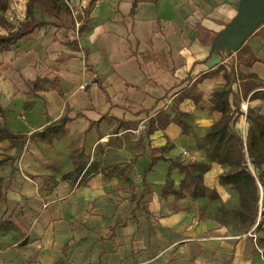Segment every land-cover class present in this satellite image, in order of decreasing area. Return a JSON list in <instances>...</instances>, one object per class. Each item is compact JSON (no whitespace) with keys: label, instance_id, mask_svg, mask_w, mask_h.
<instances>
[{"label":"crops","instance_id":"0c3cea01","mask_svg":"<svg viewBox=\"0 0 264 264\" xmlns=\"http://www.w3.org/2000/svg\"><path fill=\"white\" fill-rule=\"evenodd\" d=\"M91 1L84 0V8ZM132 6L133 0H97L83 37L41 28L0 53V105L8 127L29 137L22 151L10 141L0 143L5 199L0 223H8L0 227V264H264L256 234L235 232L182 205L209 200L187 198L176 212L174 196H163L169 175L177 190L183 180L177 170L170 172L172 162H207L201 144L222 117L211 109L213 94L226 85L225 71L199 84V106L191 99L180 104L189 115V135L176 124L146 135L151 119L161 111L171 114L179 95L223 66L228 73L235 70L229 101L242 114L233 128L246 141L248 109L264 114V101L251 102L252 94L245 99L239 76L256 75L264 91V0L257 5L252 0H144L133 17ZM207 32L214 37L211 44ZM74 39L79 52L62 45ZM243 44L260 62L247 67L239 60ZM44 77L59 79L57 89L26 95L25 81ZM27 103L33 104L29 111ZM65 116L70 122L64 134L41 138L51 143L58 135L80 137L118 120L143 127L147 143L133 172L97 170L79 185L84 170L76 186L70 180L44 192L36 176L43 153L30 137ZM91 122L98 124L90 127ZM169 141L172 150L155 154L169 162L149 168L151 148L160 150ZM227 171L212 163L203 178L224 202L234 192L219 184Z\"/></svg>","mask_w":264,"mask_h":264},{"label":"trees","instance_id":"16d2710c","mask_svg":"<svg viewBox=\"0 0 264 264\" xmlns=\"http://www.w3.org/2000/svg\"><path fill=\"white\" fill-rule=\"evenodd\" d=\"M151 3H157L159 0H148ZM48 5V15H41L37 19H32L31 21L25 23L23 27L17 31L9 32L7 36H0V53L9 51L13 46L17 45L20 41L25 38L32 36L37 30L41 28H55L58 32L61 30H73L77 33L78 37L81 38L87 32H89L90 22L92 21L91 14L95 9L97 0L90 2L89 10L79 16H75L74 12L66 6L61 0H46ZM144 0H133V6L131 10V16H135L139 5L143 3ZM32 3V2H31ZM31 3H29V13ZM79 24V26H78ZM208 36L211 33L207 32ZM202 35V34H200ZM212 37V36H211ZM208 44L214 41V37L209 38ZM63 46L67 47L71 51L79 52L81 51L78 40H66L62 43ZM246 56L243 58L242 56ZM238 58L247 67H252L255 63L260 62V60L254 55L252 50L247 44H243L241 50L238 53ZM65 58L61 57L60 61ZM242 59V60H241ZM220 71H225L224 77L226 80V85L223 89L216 91L213 94V107L212 111L218 112L222 115L221 119L215 123L205 137L202 139L201 147L205 152L207 162H189L187 164L174 163L170 164V172L177 170L178 174L183 178L181 181L179 189H175V182L172 178L168 177L166 183V191L163 194L164 197L168 195H173L175 199L174 210L176 212L181 211L177 207V204L187 198L193 200L207 199L211 202H221V197L219 196L217 190H211L204 185V175L211 170V164L217 163L226 166L227 171L219 179V184L221 186H228L232 191L237 192L241 202V209L238 211V216L241 218L242 222L247 225V229L253 228L259 218V202L261 198V187L264 190V114L260 112L257 108H249L247 112V119L250 124L248 137L244 141L240 135L234 130L233 125L237 120V116L242 113L239 109L233 111L229 96L231 93V86L235 82L233 79V74L235 70L233 69L231 73H228L225 67L220 66L216 72L208 73L202 75L197 79V81L188 88L183 94L179 95L176 99V103L171 107V114L166 111H161L157 116L149 121L148 130L146 135L150 137L156 131L166 130V128L171 124H176L182 130L183 135L190 134V124L187 120V114L180 111V104L187 99H191L194 103L199 106L202 100V94L200 93L198 86L203 83L206 79L211 76L218 74ZM240 80L242 81V91L245 99L249 97L250 101L261 100L264 101V91L262 83H258V78L254 74L240 75ZM59 84V79H49L47 77L37 78L34 81H25V85L28 89L26 95L39 97L38 93L42 91H48L50 89H57ZM61 95L62 92H60ZM33 107L32 103H27L25 110L29 111ZM201 108V107H199ZM68 113V112H67ZM0 114L3 118L4 124L0 126V143L3 141H10L14 148L18 151H22L28 142L29 137L23 134L14 133L7 125V120L5 116V111L0 105ZM70 122L67 116L61 119L54 125L47 127L45 133L34 134L30 139L34 137L47 138L46 136L50 134H64L65 127ZM98 123L91 122L90 127ZM117 130L121 128H126L127 130L136 131L139 128L138 123L117 121ZM174 148V146L168 142V144L160 150L152 149L151 154V164L149 168L153 166L158 161L169 162L163 155L155 156L157 151L165 153ZM251 163L257 171L263 170L260 177L255 176L248 168V163ZM2 162H0L1 164ZM117 170H121L117 168ZM233 169V170H232ZM84 170L80 173L83 174ZM97 173V170L86 171L83 176L90 177ZM82 180L79 185L82 184ZM4 199V179L0 178V203ZM243 209V210H242ZM252 213L251 216L246 212ZM263 223H259L255 229L262 231L264 235V201H263V211L261 213ZM199 220H205V216L200 214ZM8 223H0V227ZM254 231V232H255ZM255 232V233H256ZM258 243L264 245V238L262 240L258 239Z\"/></svg>","mask_w":264,"mask_h":264},{"label":"rangeland","instance_id":"374dc122","mask_svg":"<svg viewBox=\"0 0 264 264\" xmlns=\"http://www.w3.org/2000/svg\"><path fill=\"white\" fill-rule=\"evenodd\" d=\"M61 1L74 12L76 17L79 15L78 12L81 13L82 11L85 14L90 8V4L84 8V0ZM29 3H31L30 13ZM42 14L46 17L48 15L46 0H0V36H7L9 32L21 29L25 23L39 18ZM117 129L116 122L103 123L101 126L93 127L80 137L63 140V135H58L57 139L51 143L41 137H35L32 142L37 144L36 146L43 153V157L38 156L39 166L37 169L39 174L36 176L42 179L41 185H43L44 192L70 180L73 181V187L76 186V182L82 176L80 172L83 170H98V174L106 172L110 175L116 174L115 167H121L127 174L132 173V165L143 156V149L147 143L146 137H144V128L139 127L136 131L124 128ZM248 168L257 177L263 173V170L257 171L250 162ZM86 179L87 177H84L82 182ZM261 198L264 201L262 187ZM182 205L186 209L190 208V210L197 212L203 211L206 217L218 225L231 228L235 232H253L257 235V241L264 238L262 231H258V233L253 231L260 222L263 223L261 216L263 208H261L260 202L256 227L247 229V225L238 216L241 202L235 191L229 194L226 202L221 199V202L210 201V203L202 204L190 200L183 202ZM246 212L251 216L253 215L248 210ZM258 246L263 251L264 256V245L258 243Z\"/></svg>","mask_w":264,"mask_h":264},{"label":"water","instance_id":"95a60500","mask_svg":"<svg viewBox=\"0 0 264 264\" xmlns=\"http://www.w3.org/2000/svg\"><path fill=\"white\" fill-rule=\"evenodd\" d=\"M259 1L260 0H252V4L254 5L256 3V5H257V2H259ZM256 17H257V13H256ZM260 206H261V208H263V198H261V200H260Z\"/></svg>","mask_w":264,"mask_h":264},{"label":"built area","instance_id":"2783aa9c","mask_svg":"<svg viewBox=\"0 0 264 264\" xmlns=\"http://www.w3.org/2000/svg\"><path fill=\"white\" fill-rule=\"evenodd\" d=\"M256 229V228H255ZM255 229L253 231H255ZM255 243H257V238L255 235H253ZM261 254H263V251L261 249H258Z\"/></svg>","mask_w":264,"mask_h":264}]
</instances>
